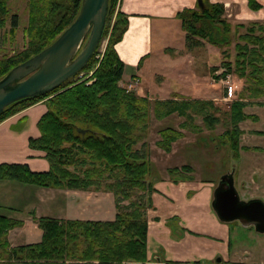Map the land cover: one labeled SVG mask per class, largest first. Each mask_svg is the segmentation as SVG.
Segmentation results:
<instances>
[{
    "label": "trees",
    "instance_id": "obj_1",
    "mask_svg": "<svg viewBox=\"0 0 264 264\" xmlns=\"http://www.w3.org/2000/svg\"><path fill=\"white\" fill-rule=\"evenodd\" d=\"M7 1L0 0V30L9 19ZM204 1L207 0H202L203 9L197 5L196 9L184 10L176 16L185 34L187 50L201 46L199 40L218 45L219 28L224 38L230 35V26L222 18L223 6L207 5ZM81 3L82 0H29L27 47L12 55H1L0 49V80L15 66L50 46L74 22ZM247 6L252 11L262 8L257 0H247ZM16 28V16H13L12 37ZM126 29L127 16L118 10V0H109L101 41L80 72L94 70L88 79L90 84L87 81L71 83L73 77L54 91L9 105L0 114L2 122L45 101L47 112L38 122L40 137L31 139L29 146L43 152L49 162V170L41 173L31 171L27 165L2 164L0 181L42 189L110 193L115 204L114 220L60 221L33 216L41 231L40 242L11 248L7 234L23 223L0 216V264H144L147 261V211L152 208L151 195L155 192L147 182L153 169L146 142L151 114L155 120L177 114L185 120L180 126L183 128L210 103L180 102L174 100L175 95L170 100L151 103L147 98L127 93L119 85L124 65L115 50ZM237 29L244 32L238 34L233 47L234 61L225 66L228 73H235L254 85L253 89L243 90L252 99L264 95V90L256 89L260 85L264 87V21L237 25ZM106 38L104 52L98 60L95 55ZM229 106L226 115L233 129L223 136L237 160L240 150L257 151L258 148L239 147L242 132L238 124L251 118L243 112L248 104L237 101ZM203 119L212 126L219 122L212 115ZM79 129L85 133H79ZM158 134L156 146L165 153L182 138V133L172 127L161 128ZM191 172L190 167L184 166L180 170L170 169L168 175L177 183L192 181V177L182 176Z\"/></svg>",
    "mask_w": 264,
    "mask_h": 264
},
{
    "label": "crops",
    "instance_id": "obj_2",
    "mask_svg": "<svg viewBox=\"0 0 264 264\" xmlns=\"http://www.w3.org/2000/svg\"><path fill=\"white\" fill-rule=\"evenodd\" d=\"M207 1L211 4L230 3L246 20L264 21V7L252 11L247 7L245 0ZM257 1L264 6V0ZM196 7L197 0H118V10L127 16L126 32L115 46L124 65L120 86L126 87L130 82L137 81L138 94L155 101L167 100L162 96L166 89L161 88L167 77L160 70L167 59L153 54V39L155 37L160 39L161 45L168 43L177 33V14ZM174 29L175 32L172 31ZM211 92H213L211 89H207L205 94ZM173 93H170V96ZM46 112L47 105L45 101H41L0 122V165H27L31 171L38 173L49 170V162L44 153L29 146L31 139L40 137L38 122ZM172 118L177 128L181 118L173 116L160 121L151 116V126L153 128L155 124L159 131L168 127ZM157 136L158 138L147 140L148 145L150 144L149 159L153 164L147 182L155 192L151 196L153 207L148 212L146 264H244L254 255L264 260V247L252 251L234 247L229 225L217 221L213 216L211 208L213 191L210 194V190H213L214 186L208 190L203 183H214L217 176L215 173L206 172L198 162L207 161L204 160L207 156L202 157V151L193 149L201 154L198 156L193 154L191 160L186 159L188 153L185 149L188 144L193 143V138L184 134L172 144L171 151L165 153L156 146L160 138ZM245 154L251 159L254 158L257 163L264 162V152ZM184 166L191 168L193 180L173 182L168 171L173 168L180 170ZM257 171L259 176L264 173L258 168ZM263 180L261 184L264 185ZM57 200L62 201L58 211L53 212L52 202ZM111 201L114 205L113 214L102 209L90 212V206L100 209L104 202ZM201 215L211 217L212 224L209 226L213 229L205 230L208 228L206 223H202L201 228L199 224L193 225V221H198ZM0 216L23 223L21 227L7 234L10 247L15 248L40 242L41 231L33 221V216L36 219L51 218L60 221H113L115 204L110 193L42 189L12 181H0ZM174 221L178 222L177 228L182 232L172 226ZM217 260H220V263H217Z\"/></svg>",
    "mask_w": 264,
    "mask_h": 264
},
{
    "label": "rangeland",
    "instance_id": "obj_3",
    "mask_svg": "<svg viewBox=\"0 0 264 264\" xmlns=\"http://www.w3.org/2000/svg\"><path fill=\"white\" fill-rule=\"evenodd\" d=\"M245 1L247 3V0ZM204 2L207 5L211 4L209 2L207 3V1ZM28 3L29 0L7 1L9 19L7 20L4 28L0 30V49L2 51L1 55H12L13 53L23 51L27 47L28 38L26 37V30L28 29L29 25ZM219 4L223 6L224 14L222 18L228 22L231 32L229 36H226V38H224V33L221 28H219L218 33L220 34V36H218V41H220V43H218V45H211L204 40H199L201 46L190 47L187 50L185 47V34L179 21L177 22V33L172 38V40L168 41V43H162L161 45L160 39H158L157 37L153 39V54L167 59L166 64L160 69L167 77L166 81L161 84V88L163 89L164 87L166 89L165 92L162 93V96H164V98H166L167 100H170L172 96L175 95L174 100L180 102L201 100V102L210 103V106L200 109L198 115H193L192 121L187 123L185 127L180 128V126L184 124L185 120L184 118L179 117L177 114H174L172 116L174 118H181V123L179 124V126L177 128L175 127L176 122L172 118L168 124V127H172L176 131L182 133V137L185 134V136L193 138V143L188 144L185 149V152L188 153V157L186 158L187 160H191L193 158V154H197L196 156L200 155L201 153H199L198 150L202 151V157L207 156L204 158V160H207L206 162H204L203 160L198 162L202 164V167L206 172H210L213 174L215 173L217 176L214 183H203V186H205L208 190H210L211 186H214L215 189L219 178L223 174L234 168V182L240 198L244 201L250 199H260L264 202V187L262 188V186L264 185L261 184V181L264 179V173L263 175L259 176V172L257 171L258 168L259 171L264 172V162L257 163L254 158L251 159L250 156H246L245 154L247 152H264V95L255 96L252 99L248 98L246 94L243 93V90L253 89L255 88L254 85L250 82H247L246 79L239 78L235 73H228V69L225 66L226 63L231 64V62L234 61L235 51L233 50V47L238 40V34L244 32L243 29H237V25L247 26L248 24L262 21L246 20L244 17L240 16L238 10H234L233 5H231L230 3ZM263 7L264 6H262L261 9H263ZM13 16H16L17 28L15 29L12 37L10 31ZM114 18L115 12L113 15L112 23ZM172 31L175 32V29ZM106 43L107 38L101 42L95 58L96 56H101L103 54ZM165 49L167 50L164 51ZM96 59L99 60V58ZM93 71L94 70L90 72L80 73L77 77H74L72 80H70V82L76 83L87 81V83L90 84L88 79L93 74ZM155 75H159V73H155ZM157 79H159V77H157ZM130 83L126 87L121 86L126 90L127 93H133L137 97L147 98L151 103L155 101V99H150L148 97L142 96L141 94H138V86H136L135 89L133 88L129 90ZM132 83H136L137 85V81H133ZM229 85L233 87L234 91L233 96L230 99L226 98V89ZM205 89H211V91L213 92L205 94ZM256 89L258 92H261L262 90H264V87L260 85L257 86ZM172 92H174L175 94L173 93V95L170 96V93ZM237 101L248 104V106L244 108L243 112L247 116L251 117L238 124L239 130L242 132V135L239 139V147H255L258 148V150H240L239 158L235 160L232 156V152L230 151L229 141L227 138L225 139V136H223V134L233 129V124L226 114L229 112V105ZM206 115L218 117L219 122L214 126H212L213 124L210 125L207 122H204L203 117ZM151 116L153 115L151 114ZM211 126L212 128H209ZM155 127V124H153L152 128L150 121L147 140L158 138V130ZM257 132H262L263 134L258 135L256 134ZM148 146L150 149V144ZM193 149L198 150L196 151ZM215 151L218 152L214 154ZM204 153L206 155H204ZM259 164H261V166H258ZM182 176L192 177L191 173H183ZM214 189L210 190V194L212 193L211 191H214ZM61 201L62 200H57L52 202L53 207L51 208L54 210L53 212L58 211ZM89 208L90 212H96L97 210L102 209L107 213H114V205L112 201L104 202L100 209H97L94 206H90ZM149 210L147 211V227ZM213 216L215 217V219H217L215 214H213ZM202 223L208 224V228H206L205 230L213 229L212 226H209L210 224H212L210 216L201 215L198 221H193V225L199 224L200 228L202 226ZM177 225H179L177 221H174L172 223V226H174L179 231L180 229L177 228ZM228 225L231 230V242L234 247L243 248L248 251L259 250L264 247V234L256 233L253 228H243L238 222ZM186 226L189 225L186 224ZM186 226L184 227L189 228ZM146 262L144 264H146ZM262 263L264 264V260H261L257 255L250 257L249 260L244 262V264Z\"/></svg>",
    "mask_w": 264,
    "mask_h": 264
},
{
    "label": "water",
    "instance_id": "obj_4",
    "mask_svg": "<svg viewBox=\"0 0 264 264\" xmlns=\"http://www.w3.org/2000/svg\"><path fill=\"white\" fill-rule=\"evenodd\" d=\"M197 4L203 9L202 0ZM108 7L109 0H82L74 22L50 46L11 69L0 80V114L9 105L54 91L78 75L101 41ZM234 171L232 168L219 178L211 208L222 223L238 222L243 228L264 234V202L240 198Z\"/></svg>",
    "mask_w": 264,
    "mask_h": 264
},
{
    "label": "built area",
    "instance_id": "obj_5",
    "mask_svg": "<svg viewBox=\"0 0 264 264\" xmlns=\"http://www.w3.org/2000/svg\"><path fill=\"white\" fill-rule=\"evenodd\" d=\"M102 56V55H101ZM101 56H96V58H99V60H100V58H101ZM228 82V81H227ZM226 82V83H227ZM135 87H136V84H130V87H129V90L130 89H135ZM227 92H226V94H227V96H226V98H228V99H230V98H232V96H233V93H234V91H233V87L231 86V85H229V86H227Z\"/></svg>",
    "mask_w": 264,
    "mask_h": 264
},
{
    "label": "flooded vegetation",
    "instance_id": "obj_6",
    "mask_svg": "<svg viewBox=\"0 0 264 264\" xmlns=\"http://www.w3.org/2000/svg\"><path fill=\"white\" fill-rule=\"evenodd\" d=\"M234 223H235V222H234ZM216 262H217V263H220V260H217Z\"/></svg>",
    "mask_w": 264,
    "mask_h": 264
}]
</instances>
